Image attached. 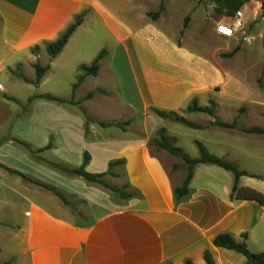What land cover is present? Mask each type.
<instances>
[{
  "label": "crops",
  "instance_id": "crops-1",
  "mask_svg": "<svg viewBox=\"0 0 264 264\" xmlns=\"http://www.w3.org/2000/svg\"><path fill=\"white\" fill-rule=\"evenodd\" d=\"M173 1L186 6L190 15L180 41L228 44L242 41V31L254 38L250 41L264 38L263 15L257 11L260 0ZM87 9L90 14L100 11L93 0H0V191L6 192L0 202L9 211L8 219L0 220V264H206L205 251L214 264H244L242 253L215 246L213 239L228 232L236 241H244L251 252L263 251L262 204L231 198L233 173L207 163L194 166L188 192L176 197L174 189L181 185L187 164L150 142L163 137L197 158L199 153L188 154L182 144V137L189 136L193 145L199 141L210 154L245 171L239 187L264 196V175L248 170L241 161L244 155L252 156V150H264V134L240 135L234 128L208 124L211 117L204 122L187 118L194 112L182 110L193 98H212L216 69L190 46L174 44L177 39L165 31L157 53L150 51L142 59L139 73L147 102L141 113H135L122 94L113 97L119 75L116 51L132 66L135 34L128 24L118 22L110 26L115 41H74ZM237 11L242 12V29L234 27L228 38L219 35L217 25L233 27ZM80 13H84L82 23L62 50L50 57L45 46ZM255 15L263 21L250 30ZM84 50L87 54H82ZM101 51L97 74L84 75L73 90L84 74L83 67ZM37 61H45L48 68L35 83L32 65ZM97 78L102 83H96ZM86 82L91 83L87 89ZM61 89H68L70 96L59 97ZM45 94L61 101L41 96ZM97 106L107 110L112 106L116 111L99 118L92 112ZM150 108L165 113V109L181 110L185 115L180 116L199 127L176 121L169 128L167 120L147 113ZM178 127L187 128L186 132ZM196 132L202 134L195 138ZM260 157L264 159V153ZM56 165L64 169L82 166L87 173L104 174L102 180L128 196ZM11 171L52 187L67 201L80 202L81 208L74 213L53 191L48 189L52 192L48 195L24 186Z\"/></svg>",
  "mask_w": 264,
  "mask_h": 264
},
{
  "label": "rangeland",
  "instance_id": "rangeland-1",
  "mask_svg": "<svg viewBox=\"0 0 264 264\" xmlns=\"http://www.w3.org/2000/svg\"><path fill=\"white\" fill-rule=\"evenodd\" d=\"M93 1L98 4L100 11L92 12V14L87 13L88 9L85 11L86 17L84 24L74 41H96L97 43L98 41H115L111 34L110 26L118 22L128 24L135 34V57L132 66L128 63V59H125L124 54L119 50L116 51L117 60L115 66L119 75L118 89L113 94V97L120 98L122 94L124 99L130 102L135 113L139 114L144 110L147 101L144 85L139 73L140 66L142 65V59L147 54L149 55L150 51L153 54L157 53L156 49L159 47L161 41H164L163 37L166 32L177 39V41H173L174 44L190 46L197 51V55L206 59L216 69V71L214 70L213 99L207 96L208 101H204L206 97H201L196 100L198 105L199 103L203 104V102H206V106H208L210 101H215L221 104V106L223 105V107L216 105L215 116L225 122H232L236 118V127H234V130H237L236 133L239 132L240 135L249 136L250 134L246 133L245 130L250 127H264V38L262 39L260 37L256 41H231L228 44H225L226 41H180V39L184 38L183 31L187 29L185 28L186 25H189L190 15L186 13L188 9L186 6H179L173 0ZM257 11L263 15L262 18L264 19V0H260ZM263 19L261 20L258 15H255L254 21L249 26V29H252L260 20L262 22ZM184 24H186L185 27ZM255 29L258 28L255 27ZM136 35L140 36L141 39H138ZM84 51L82 54H87V50ZM231 51L233 53L229 55ZM136 59H138V65ZM44 63L45 61H41L39 64L44 66ZM8 72V69H6L4 74L6 75ZM24 72L27 75L31 74V70L28 69H25ZM154 80L156 79L154 78ZM95 82L102 83L98 78ZM6 86L7 89L11 88L7 83ZM90 86L91 83L86 82L85 88L87 89ZM50 87L56 89V85L54 84H51ZM45 88L46 85H43V89ZM21 90L25 89L21 88ZM69 92L68 89H61L58 92V96L64 98L69 97ZM50 94L54 95V93ZM107 101L113 102V100ZM109 104L112 105V103ZM112 106L108 108L109 110L97 106L92 112L99 118H106L116 111ZM165 111L169 112L168 109H165ZM176 111H178L177 116H180L179 113L185 115L182 112H186V109L182 110V112L181 110ZM147 113L155 119L161 118L167 120L169 123L167 126L169 128H173L177 124L175 123L176 118L173 116L168 118L160 117L153 108H150ZM191 114L187 118L197 122H204L208 117L212 118L207 113L194 112L193 115ZM137 116L136 114L134 115V117ZM177 122L179 123V121ZM214 127L218 126L214 125ZM178 129L184 133L187 128L178 127ZM200 133L202 134V132H196L193 135L195 138H198L197 136ZM182 140V144L188 154L198 155V150L191 143L189 136L182 137ZM150 145L155 148L153 142H150ZM263 151L262 149L252 150V156L244 155L243 159L241 158V161L243 160L248 170L264 175V159L260 157L261 153H264ZM56 167L59 170L64 169L62 166L56 165ZM10 174L13 177L16 176L15 178L19 179L24 186L36 187L39 193L52 195L51 191L36 184L34 180H32L33 182L29 179L27 180L12 171ZM0 195L5 197L6 192L0 191ZM57 199L61 201L58 197ZM65 203L68 204V207L71 206L70 208L73 209L71 210L74 213L78 211V208H81V203L75 200H66ZM3 207V204L0 202V220L8 219V207L6 209Z\"/></svg>",
  "mask_w": 264,
  "mask_h": 264
},
{
  "label": "trees",
  "instance_id": "trees-1",
  "mask_svg": "<svg viewBox=\"0 0 264 264\" xmlns=\"http://www.w3.org/2000/svg\"><path fill=\"white\" fill-rule=\"evenodd\" d=\"M83 19H84V13H80V14L76 15L74 20L70 24L67 25L65 30L55 40H53L52 42L48 43L45 46V51L47 52V54L50 57H55L62 50V48L64 47V45L68 41L69 37L72 35L74 30L77 28V26L82 23ZM36 49H37V47H34L33 51H35ZM232 53H233V51H231L229 53V55H231ZM101 57H102V51L95 57V59L92 61V63L89 66L83 67L84 68V74L77 78V82L73 85V90L80 84L84 75H96L97 74L98 62H99ZM32 66L35 70L34 81H35V83H38L40 81L41 77L43 76L44 72L47 70L48 65L41 66L38 62H35ZM91 95L92 94H89L88 96H91ZM41 96L44 98H47V99H53V100L61 101V99L50 96L48 94L41 95ZM196 100L197 99H195V98H193L191 100L190 104L186 108V112L207 113L210 116H212V118H213V121L210 122V124H212V125H216L219 127H225V128L236 127V118L232 122H225V121L218 119L215 116L214 112H215L216 104L214 103V101H210L208 106H199L197 104ZM154 111L160 117L168 118L170 116H173L174 118H176L175 121H179V122H181L187 126L193 127V128L199 127V125H197L196 123L187 121L182 116H177V113L174 111H170L168 113L158 111L156 109ZM245 132L264 134V127L261 128L259 126H253V127L246 129ZM152 142L155 144L156 148H162V149L168 151L169 153H171L173 155L180 156L185 161V163L187 164V173H186L181 185H179L178 187H176L174 189V193H175L176 197H181L188 192V184H189V180L192 176V171H193L194 166L196 164H199V163H207V164H215V165L221 166L224 169L229 170L233 173L234 178H233V185L231 187V193H230L231 198H236V199H241V200H246V199L256 200L259 203H261L262 205L264 204V196L261 193L255 191L253 189H250V188L239 187V184H238L239 177L241 175H245L246 174L245 171H240L236 168V166L233 163L228 162L223 158H219V157H216V156L210 154L208 152V150L206 149V147L202 143H200L199 141H195V145H196L198 153H199V157H197V158H191L190 156L185 154L180 148L174 146L173 144H171L169 141H167L163 137H160L159 139H154ZM47 147H49V145H47L45 148H47ZM85 161H86V155L84 156V162ZM62 170H64L67 173L80 175V176L84 177L87 181L102 183L103 185L111 188L113 191L119 193V195H121L122 197L128 196L127 194L123 193L120 190V188L112 187L106 181L102 180L101 177H103L104 174L87 173L83 170L82 166L77 168V169L65 168ZM107 173H109V172H107ZM38 184L40 186H43V187L53 191L57 196H59V198L62 199L63 202H66V200L63 198L61 193H59L58 191H56L52 187L43 185L41 183H38ZM242 236L245 237V234H243ZM213 244L215 246H219V247H223V248H227V249H233V250H236V251L242 253L246 258V261L244 264H264V250L261 252H256V253L251 252L247 248V245L244 241L243 242L236 241L235 238L233 237V235L228 233V232H222V233L217 234L213 239ZM204 260H205L206 264H214L213 258H212L209 251L204 252ZM3 264H7V263L5 262ZM187 264H191L190 261H187Z\"/></svg>",
  "mask_w": 264,
  "mask_h": 264
},
{
  "label": "built area",
  "instance_id": "built-area-1",
  "mask_svg": "<svg viewBox=\"0 0 264 264\" xmlns=\"http://www.w3.org/2000/svg\"><path fill=\"white\" fill-rule=\"evenodd\" d=\"M241 16H242V12L241 11H237L236 12V19L234 21V26H230V25H226V24H218L216 27V32L223 36V37H231L233 35L234 32V27L237 30H241L242 29V21H241ZM242 33V41H250L252 39H254L252 36L247 35L244 31L241 32ZM263 208V212H264V204L262 205Z\"/></svg>",
  "mask_w": 264,
  "mask_h": 264
}]
</instances>
